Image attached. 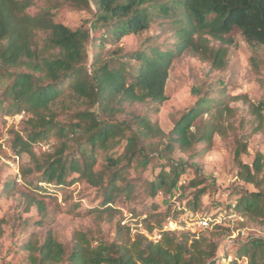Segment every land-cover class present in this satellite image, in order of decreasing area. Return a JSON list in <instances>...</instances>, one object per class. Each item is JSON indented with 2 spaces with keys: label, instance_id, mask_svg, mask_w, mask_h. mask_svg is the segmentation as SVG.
<instances>
[{
  "label": "trees",
  "instance_id": "trees-1",
  "mask_svg": "<svg viewBox=\"0 0 264 264\" xmlns=\"http://www.w3.org/2000/svg\"><path fill=\"white\" fill-rule=\"evenodd\" d=\"M60 1L79 11H91L93 7L90 29L86 22L74 30L55 22L51 7L29 15L26 11L33 0H0V78L6 81L2 98L9 102L7 106L0 105V113L12 117L31 115L27 122L32 129L25 139L15 134L11 148L17 155L25 153L34 157L31 144L54 129L53 107L68 101L84 106L83 110L70 113L66 126L71 134L79 133L80 146L90 150L91 156L86 158L78 153L68 157L59 150L41 164L37 162L36 170L41 172L39 182L62 186L69 175L76 174L102 191L98 212H112L115 195L129 193V182L118 185L125 181L124 169L147 160L144 148L152 138H166L165 151L178 150L190 159L201 157L211 149L213 136L220 133L222 125L210 122L199 129L196 121L204 115L211 116V110H215L217 117L229 111L219 97L204 95L197 99L166 134L156 122L150 121L148 114L156 112L165 100L168 70L172 61L184 52L190 51L220 70L227 63L226 50L209 46L210 39L220 41L222 36L237 31L246 43L264 49V0ZM159 18L172 20L171 44L133 51L125 56L126 62L102 58L104 37L115 43L136 37ZM38 34L44 35L42 45L37 43ZM90 44L93 53L88 66ZM259 105L247 104L248 113L257 124L253 132L264 129V114ZM136 106H144L146 111L134 114L132 109ZM118 115L128 119L119 121ZM55 134L63 136L64 128ZM247 139L248 135H242L237 141L234 163L237 177L256 191L240 193L234 211L242 218L263 222L264 155L255 153L250 166L242 163ZM121 142L122 156L108 157L106 161L109 167H116L121 161L126 165L105 179L104 171H94L93 153L97 148L107 150L111 144ZM166 166L168 171L161 169L148 183L150 198L154 199L158 192L171 195L177 190L194 188L185 206L196 212L201 208L204 189H197L198 183L193 181L188 187L178 186L185 169L169 163ZM149 218L154 223L144 221L146 233L130 235L127 229L122 234L123 228L117 223L116 239L111 243L91 240L82 232L74 235L69 248L50 234L40 245L29 240L26 248L35 253L29 260L31 264H211L218 249L216 238L228 234V229L220 226L210 227L209 236L198 239L191 234L163 232L159 242L153 243L148 235L163 228L171 218L170 209ZM243 261L264 264V240L242 244L227 264Z\"/></svg>",
  "mask_w": 264,
  "mask_h": 264
},
{
  "label": "rangeland",
  "instance_id": "rangeland-1",
  "mask_svg": "<svg viewBox=\"0 0 264 264\" xmlns=\"http://www.w3.org/2000/svg\"><path fill=\"white\" fill-rule=\"evenodd\" d=\"M47 7H51L55 22L72 30L83 22L89 29L92 25L93 7L91 11H79L60 0H33L26 12L34 15ZM171 22V19H155L147 31L118 43L108 36L104 37L102 58L113 57L126 62L125 56L133 51L148 46L163 48L171 44L174 41ZM90 34L92 37V32ZM43 38L44 35L38 34L39 45H42ZM209 46L226 50V66L220 70L214 69L190 51L176 57L168 70L165 100L148 117L166 134L173 122L197 99L204 95L214 99L219 97L229 111L217 117L215 110H211V116L204 115L196 121L199 129L210 122L222 125L220 133L213 136L211 149L201 157L190 159L178 150L165 151L166 138H152L144 148L147 160L124 169L125 181L118 185L124 186L129 182V193L125 191L115 195L112 212H98L101 209L102 191L76 174L69 175L62 186L39 182L41 172L36 170L37 162L41 164L59 150H63V155L68 157L74 154L78 156V153L85 154L86 158L91 156L90 150L80 146L82 139L79 133L71 134L66 126L70 113L81 111L84 106L68 101L53 107L54 129L31 144L34 157L25 153L17 155L11 148L15 134L25 139V134L32 129L27 122L31 115L12 117L0 113V264H31L29 257L35 253L26 248L29 240L32 244L40 245L48 234L69 248L78 232L86 234L91 240L111 243L116 239L117 223L123 228L122 234L127 229L130 235L146 233L144 221L153 224L154 219L149 216L167 209H170L171 216L167 222H178L185 211L193 212L185 205L195 189L177 190L171 195L158 192L154 199L147 191L148 183L161 169L169 170L166 166L168 163L185 169L178 186L188 187V183L193 181L198 183L197 189H204L200 199L201 208L193 213L205 218L213 220L219 215H228L240 193L256 191L252 185L243 183L237 177L234 151L241 136L248 135L247 153L241 156L242 163L250 166L255 153L264 155V129L253 132L257 124L247 108L248 103H261V114H264V49L246 43L237 31L222 36L220 41L210 39ZM87 53L89 66L93 53L91 44L87 47ZM5 85V79L0 78V105L7 106L9 102L2 98ZM132 111L139 115L146 109L136 106ZM125 117L118 115L117 119L121 121ZM60 128H64L63 136L55 134ZM122 153V142L111 144L107 150L97 148L92 156L95 160L94 171H104L107 179L111 172L124 167L126 162L109 167L106 159H116ZM235 214L236 218L232 221L210 226L212 229L216 226L228 229V234L216 238L218 249L211 264H227L242 244L264 240V220L252 221ZM210 227L186 234L194 235L195 239L208 237Z\"/></svg>",
  "mask_w": 264,
  "mask_h": 264
},
{
  "label": "built area",
  "instance_id": "built-area-1",
  "mask_svg": "<svg viewBox=\"0 0 264 264\" xmlns=\"http://www.w3.org/2000/svg\"><path fill=\"white\" fill-rule=\"evenodd\" d=\"M236 214L234 211V205H232L230 212L226 216L219 215L215 219H209L202 216H199L196 213L185 211L184 214L180 216L178 222H167L163 228L157 232L148 235V238L153 243H158L163 232H185L194 234L197 231H201L209 228L213 225H221L226 220H234Z\"/></svg>",
  "mask_w": 264,
  "mask_h": 264
}]
</instances>
